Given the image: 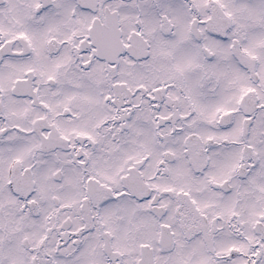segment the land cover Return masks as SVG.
<instances>
[{
	"label": "snow or ice",
	"instance_id": "1",
	"mask_svg": "<svg viewBox=\"0 0 264 264\" xmlns=\"http://www.w3.org/2000/svg\"><path fill=\"white\" fill-rule=\"evenodd\" d=\"M0 264H264V0H0Z\"/></svg>",
	"mask_w": 264,
	"mask_h": 264
}]
</instances>
